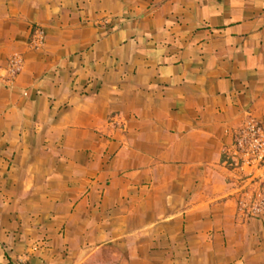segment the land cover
I'll return each instance as SVG.
<instances>
[{"label": "crops", "instance_id": "crops-1", "mask_svg": "<svg viewBox=\"0 0 264 264\" xmlns=\"http://www.w3.org/2000/svg\"><path fill=\"white\" fill-rule=\"evenodd\" d=\"M12 53L0 264H264L222 159L247 112L264 127V0H0Z\"/></svg>", "mask_w": 264, "mask_h": 264}, {"label": "built area", "instance_id": "built-area-1", "mask_svg": "<svg viewBox=\"0 0 264 264\" xmlns=\"http://www.w3.org/2000/svg\"><path fill=\"white\" fill-rule=\"evenodd\" d=\"M107 22V21H105ZM44 36L39 27L30 34L29 47L43 46ZM20 53H12L0 66V86H10L23 68ZM112 129H125V121L119 114H112L105 123ZM224 165L232 175L230 196L234 215L240 223L264 218V127L252 113L247 112L243 121L235 128L232 142L222 150ZM42 240L41 245L46 246Z\"/></svg>", "mask_w": 264, "mask_h": 264}, {"label": "rangeland", "instance_id": "rangeland-1", "mask_svg": "<svg viewBox=\"0 0 264 264\" xmlns=\"http://www.w3.org/2000/svg\"><path fill=\"white\" fill-rule=\"evenodd\" d=\"M86 264H123L122 256L116 254L115 250H103L90 258Z\"/></svg>", "mask_w": 264, "mask_h": 264}]
</instances>
